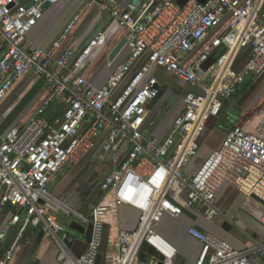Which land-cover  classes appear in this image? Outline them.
<instances>
[{
  "label": "built area",
  "instance_id": "2783aa9c",
  "mask_svg": "<svg viewBox=\"0 0 264 264\" xmlns=\"http://www.w3.org/2000/svg\"><path fill=\"white\" fill-rule=\"evenodd\" d=\"M59 1L0 0V105L27 74L42 78L48 90L34 115L0 134V264H8L26 230L40 231L56 246L57 264H96L105 217L122 205L138 212L136 225L117 230L116 253L103 264H176L177 249L156 231L164 215L183 212L170 197L175 183L185 191L184 207L209 222L220 214L216 194L225 184L264 204V116L252 132L231 127L192 175L185 172L208 120L247 78L264 71V0H97L123 27L127 49L101 87L82 70L92 50L104 45V30L81 50L66 47L57 55L76 16L49 49L25 45L45 5ZM156 67L193 88L182 95V108L162 139L144 128L162 87ZM58 100L62 114L49 119L47 110ZM96 147L109 169L99 186L103 196L83 213L49 186ZM55 212L91 226L84 253H72V237ZM188 233L201 243L195 264H254V255L264 260V241L251 238L236 249L195 225ZM144 246L154 251L153 263L139 258Z\"/></svg>",
  "mask_w": 264,
  "mask_h": 264
},
{
  "label": "crops",
  "instance_id": "0c3cea01",
  "mask_svg": "<svg viewBox=\"0 0 264 264\" xmlns=\"http://www.w3.org/2000/svg\"><path fill=\"white\" fill-rule=\"evenodd\" d=\"M118 1L123 4L134 2V0ZM76 16L78 18L70 31L65 34L56 54H60L66 47L79 51L100 30H104V45L92 50L82 70L84 77L89 82L96 87H101L108 74L124 59L127 49L124 48L113 62L108 61L112 48L124 36V29L117 22L111 21L106 6L100 5L97 0H60L56 4L45 7L42 18L27 34L29 44L25 43V45L43 50L49 49L53 42L64 34L65 29ZM0 39L1 53L3 48L1 36ZM240 63L241 60L237 67ZM153 73L162 86L167 84L169 92L161 96V104H158L156 108H151L154 102L149 104L144 128L147 136L162 139L170 129L173 118L182 108L181 106L174 111H170V109L166 111L164 104L167 97L170 94H178L179 91L184 94L193 88L161 68L156 67ZM248 84H253L249 94L241 99L237 98L240 91L244 90L241 94L245 93ZM47 94L48 90L43 79L27 74L0 105V134H3L8 128L17 127L26 122L34 115L36 108ZM233 98L238 100L231 105L229 100ZM230 99L225 101L221 113L217 117L208 120L199 140L197 156L186 167V174L192 175L209 153L219 148L226 132L231 127L239 126L246 131H254L259 119L264 116V71L255 79L247 78ZM55 104L64 108L61 100L55 101ZM100 155L101 151L99 147H96L77 164L63 168L50 183V190L73 208L87 213L88 204L91 201L100 200L103 196L99 186L109 169V163L102 162ZM173 187L170 197L183 207V212L178 216L164 215L156 226V231L177 249L176 264H195L200 253L201 243L188 233L191 225L215 234L236 249H244L249 246L250 238L259 242L264 241V204L259 199L247 196L225 184L216 194V206L220 214L212 222H209L201 214H195L185 208V191L175 185ZM54 215L58 224L72 237L70 244L72 253L74 255L84 253L90 238L91 226L82 224L59 212H55ZM137 218L138 212L126 205L117 207L105 217V238L96 264H103L107 256L116 253L117 230H132L136 225ZM226 219L231 222L229 230L222 228ZM73 221L78 224L77 229L70 227ZM68 227L71 230H67ZM240 230L248 234L250 238ZM13 237L14 230L8 235L7 240L12 241ZM141 253L140 259L149 256L155 261L146 248H143ZM56 254V246L49 239L44 238L40 231L26 230L8 264H57ZM251 260L254 264H264V260L256 255L252 256Z\"/></svg>",
  "mask_w": 264,
  "mask_h": 264
},
{
  "label": "water",
  "instance_id": "95a60500",
  "mask_svg": "<svg viewBox=\"0 0 264 264\" xmlns=\"http://www.w3.org/2000/svg\"><path fill=\"white\" fill-rule=\"evenodd\" d=\"M201 1H203V0H201ZM134 2H137V0H134ZM185 2V0H178L177 1V3L179 4V5H183V3ZM49 5H45V7H48ZM125 37L123 36L121 39H120V41L112 48V50H111V52L109 53V56H108V61L109 62H113L117 57H118V55L119 54H121L122 53V51H123V49L125 48ZM177 96H178V94L177 93H174V94H172V96L165 102V104H164V109L167 111V110H169L170 108H171V106L173 105V104H175L177 101H176V99H177ZM231 222L228 220V219H226V221H225V223H223V225H222V228H224L225 230H229L230 229V224ZM234 225V224H233ZM235 226V225H234ZM70 227L71 228H74V229H77L78 228V224L75 222V221H73L71 224H70ZM35 231H38V230H35ZM241 231V230H240ZM246 237H248V238H250L249 236H248V234H245L243 231H241ZM40 234L42 235V233L40 232ZM251 239V238H250ZM249 239V240H250ZM144 249L146 248L147 250H148V252L151 254V255H154V251L151 249V248H147L146 246H144L143 247ZM142 248V249H143ZM139 257H142V253L140 252V254H139Z\"/></svg>",
  "mask_w": 264,
  "mask_h": 264
},
{
  "label": "rangeland",
  "instance_id": "374dc122",
  "mask_svg": "<svg viewBox=\"0 0 264 264\" xmlns=\"http://www.w3.org/2000/svg\"><path fill=\"white\" fill-rule=\"evenodd\" d=\"M0 40H1V39H0ZM0 43H1V42H0ZM245 81H246V80H245ZM245 84H246V83H245ZM253 84H254V83H253ZM253 84H250V85L248 84V85L246 86L247 90L245 91V93L241 94L244 90H243V91H240L239 94H238V96H237V98L239 97V98L241 99V97H243V96H245V95H248V94H249V90L253 87ZM170 91H171V90H170ZM168 92H169L168 86H167V84H164V85L161 87V90H160V92H159L158 97L153 101L154 104H153V106H152L151 108L154 109V108H156V106H157L158 104H161V103H160V98H161V96L166 95ZM235 94H236V93H235ZM237 98H236V99H235V98L230 99V100H229L230 104L233 105L234 101L236 102V100H238ZM178 103H179V101H178L176 104H174V105L170 108V111H174V110L176 109ZM49 115H51V112L48 111L46 117H48ZM157 117H158V113H157ZM176 184H177V183H175V186H177ZM177 187H178V186H177ZM172 189H174V187H173ZM171 192H172V191H171ZM66 229H67V230H71L69 227L66 228ZM101 251H102V250L100 249V250H99V255H100V252H101ZM99 255H98V257H99ZM145 262H146V263H153V259H152L151 257H149V256H146V258H145Z\"/></svg>",
  "mask_w": 264,
  "mask_h": 264
},
{
  "label": "trees",
  "instance_id": "16d2710c",
  "mask_svg": "<svg viewBox=\"0 0 264 264\" xmlns=\"http://www.w3.org/2000/svg\"><path fill=\"white\" fill-rule=\"evenodd\" d=\"M240 86H242V85H240ZM62 110L63 109L60 106H56L55 102H52L51 106L47 110V113H48V111L51 112V115H49L48 118L49 119H55L57 117H60L62 114ZM47 113H46V116H47Z\"/></svg>",
  "mask_w": 264,
  "mask_h": 264
},
{
  "label": "flooded vegetation",
  "instance_id": "af4514ba",
  "mask_svg": "<svg viewBox=\"0 0 264 264\" xmlns=\"http://www.w3.org/2000/svg\"><path fill=\"white\" fill-rule=\"evenodd\" d=\"M181 93H182V92L179 91L178 96H177V99H176L177 102L179 101V103L177 104V108H176V109H179V108L181 107L180 102H181V97H182V95H183V93H182V94H181ZM171 96H172V94H170V95L167 97L166 100H168ZM165 102H166V101H165ZM177 102H176V103H177Z\"/></svg>",
  "mask_w": 264,
  "mask_h": 264
}]
</instances>
